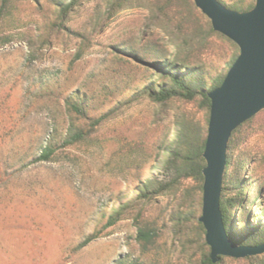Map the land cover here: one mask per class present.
Here are the masks:
<instances>
[{
	"label": "rangeland",
	"instance_id": "374dc122",
	"mask_svg": "<svg viewBox=\"0 0 264 264\" xmlns=\"http://www.w3.org/2000/svg\"><path fill=\"white\" fill-rule=\"evenodd\" d=\"M222 1L230 5L240 0ZM104 2L88 0L71 17L74 30L92 44L78 61L74 57L81 39L53 28L49 7L12 0L8 13H0V264H117L125 257L201 264L204 254L211 253L206 230L197 229L203 192L190 182L136 205L114 227L75 251L103 227L117 201L132 192L137 176L150 175L161 140L175 129L180 109L186 107L174 102L160 113L159 106L142 100L96 127L83 143L57 149L49 162L37 161L51 140L58 143L65 137L71 123L65 100L72 93L87 94L90 113L96 115L140 85L144 69L116 55L114 46L131 42L135 48L150 44L170 54L175 50L142 7L101 26ZM217 42L227 55L233 54L226 41ZM254 128L249 134L250 171L261 174L264 182V115ZM235 202L237 228H243L247 215L252 223L255 217L262 219V209L239 203L238 197ZM177 210L190 212L193 220L180 232L172 221ZM138 214L157 234L148 251L136 241ZM222 258L219 264L258 263Z\"/></svg>",
	"mask_w": 264,
	"mask_h": 264
},
{
	"label": "trees",
	"instance_id": "16d2710c",
	"mask_svg": "<svg viewBox=\"0 0 264 264\" xmlns=\"http://www.w3.org/2000/svg\"><path fill=\"white\" fill-rule=\"evenodd\" d=\"M41 7H49L53 16L52 27L69 36L81 39L74 60L82 59L92 46L90 37L71 26L72 15L88 0H34ZM101 14V26L111 24L124 12L135 7L145 8L151 16V23L162 28L170 37L174 52L156 45H144L135 48V44L126 42L113 47L114 53L125 57L138 68L144 69L143 79L126 98H123L109 110L96 115L90 113L87 94L76 91L68 96L65 105L71 119L70 127L58 143L52 140L42 149L37 161L49 162L57 149L83 143L96 127L111 120L123 109L142 100H150L164 113L174 102H182L186 107L180 109L175 129L170 128L158 147L157 160L149 176L138 175L137 185L125 197L117 201L116 208L108 216L103 227L87 236L75 249L79 251L98 239L105 231L114 227L136 205L149 203L159 196L177 190L183 183H194L199 192H203L206 160L203 156L207 138L211 100L209 92L219 87L229 68L239 54L238 46L230 39L213 30L209 19L195 6L193 0H104ZM228 8L248 11L255 0H240ZM12 0H1L0 13L6 15ZM9 24L12 23L8 19ZM7 24V23H6ZM8 24V25H9ZM226 41L234 51L227 55L225 47L217 40ZM192 106V107H191ZM264 111L242 124L231 136L228 145V161L223 177L220 196V211L228 236L232 242L242 246H256L264 243V196L263 176L250 171L252 157L248 151L249 134ZM85 121L87 125L77 124ZM163 177H160V176ZM244 175H247L245 178ZM239 203L252 204L262 209L261 217L251 222V216L243 221V228H237L233 219L235 198ZM136 216V241L143 251L150 250L157 236L156 231L140 221ZM172 221L178 231L191 223L192 214L184 210L173 213ZM239 226V225H238ZM242 227V225H240ZM197 229L205 232L203 224ZM186 230V228H185ZM223 258L221 259V261ZM257 264H264V255L248 257ZM220 263V262H219ZM218 263V264H219ZM117 264H154L141 259L121 258ZM201 264H214L210 252H206Z\"/></svg>",
	"mask_w": 264,
	"mask_h": 264
},
{
	"label": "water",
	"instance_id": "95a60500",
	"mask_svg": "<svg viewBox=\"0 0 264 264\" xmlns=\"http://www.w3.org/2000/svg\"><path fill=\"white\" fill-rule=\"evenodd\" d=\"M213 30L230 39L239 54L222 84L209 92L211 100L203 156V207L199 219L206 230L211 259H245L264 255V243L242 246L228 236L220 211L223 177L231 136L242 124L264 111V0H255L252 9L237 11L219 0H193Z\"/></svg>",
	"mask_w": 264,
	"mask_h": 264
}]
</instances>
